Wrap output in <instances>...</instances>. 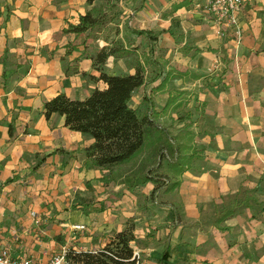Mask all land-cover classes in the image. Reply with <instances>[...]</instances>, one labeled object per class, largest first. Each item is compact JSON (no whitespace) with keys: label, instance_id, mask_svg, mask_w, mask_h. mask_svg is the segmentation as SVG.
<instances>
[{"label":"crops","instance_id":"crops-1","mask_svg":"<svg viewBox=\"0 0 264 264\" xmlns=\"http://www.w3.org/2000/svg\"><path fill=\"white\" fill-rule=\"evenodd\" d=\"M210 1L120 0V37L126 48L140 47L136 57L142 60L150 42L131 30L151 31L154 62L185 72L153 94L161 111L168 90L181 92L177 102L189 116L173 134L183 128L194 134L188 153L196 151V157L178 177L169 206L159 209L169 210L173 225L172 205L181 207L186 225L200 232L181 239L175 228L171 247L190 243L197 247L191 258L199 253L218 264H264V0L247 1L236 23L217 20ZM101 4L0 0V251L8 248L16 258L47 262L64 248L97 250L134 216L132 247L146 252L143 264H159L167 243L152 251L151 215H135L124 184L104 182L108 170L87 164L83 149L92 138L66 126L64 116L44 114L45 102L60 93L85 99L106 88L96 80L92 57L111 43L92 37L98 29L65 32ZM130 59L112 56L107 64ZM144 92L136 91L134 108ZM188 174L189 184L181 179ZM153 189L147 183L126 192ZM244 201L241 213L214 225L218 213Z\"/></svg>","mask_w":264,"mask_h":264},{"label":"trees","instance_id":"trees-1","mask_svg":"<svg viewBox=\"0 0 264 264\" xmlns=\"http://www.w3.org/2000/svg\"><path fill=\"white\" fill-rule=\"evenodd\" d=\"M87 1L93 4L100 0ZM101 1L103 4L94 6L81 16L78 24L69 25L65 32L80 35L115 21L118 18L120 0ZM131 32L138 38L145 36L150 42L148 55L142 57L143 61L138 58L133 61V73H111L105 66L112 56L118 58L134 55L139 46L126 48L122 40L115 45L104 46L92 58L95 68L100 72L96 80H102L107 85L106 88H96L85 99H73L60 93L45 102L44 114L46 117L54 113L64 116L66 126L92 138L93 141L83 149V153L88 165L108 170V174L102 179L104 182L121 179L128 191L151 183L154 185L151 198L156 200L160 194L176 191L181 184L178 177L190 167L196 157V151L188 153L191 149L190 142L194 138L192 131L183 128L173 134L169 128L158 122L171 108L177 111L182 107V103L177 102L182 93L168 90L169 95L161 111L156 110L153 99L154 93L166 91L170 81L181 77L185 72L167 70L166 66L154 62L151 31L133 29ZM149 65L156 66L152 77L146 74ZM66 71H69L68 67ZM149 85L152 87L147 91ZM141 88L145 89L141 103L146 106L145 110L141 109V104L137 108L132 105L136 91ZM188 116L186 114L182 119ZM137 162L138 165L129 171L118 173L120 167ZM164 162L170 175L158 173L156 170L163 167ZM247 206L248 201H244L231 209L221 211L216 215L214 225L219 226L241 213ZM133 240V226H129L116 233L110 242L97 250L78 251L69 248L65 257L69 264H136ZM170 259V246L167 242L157 260L159 264H167Z\"/></svg>","mask_w":264,"mask_h":264},{"label":"rangeland","instance_id":"rangeland-1","mask_svg":"<svg viewBox=\"0 0 264 264\" xmlns=\"http://www.w3.org/2000/svg\"><path fill=\"white\" fill-rule=\"evenodd\" d=\"M119 21H120L119 18H117L115 21L112 22L113 24H109V25L107 24V26L105 25V29L104 27L98 28V31L94 32L92 34V37L99 36L101 39L106 40L112 45L117 44L118 43L117 41L122 40V38L120 37L121 28L119 26L120 25ZM136 55L139 56L138 53L134 52V55L130 56L131 57L130 60H123L122 62H118V61L110 62L109 64H106L105 69L111 72L113 71L115 73L116 72H129L130 69L132 68L133 61L136 60L137 58L140 59L139 57H136ZM153 73H154L153 65L147 66L146 74L149 77H152L154 75ZM156 96H157L156 102H159V100L161 99V96L159 95H156ZM138 99L139 98L137 97V95H135V98L133 99V105H137ZM141 109L145 110L146 106L141 104ZM185 114L186 112L184 111L182 107L181 109L177 111L176 110L169 111L167 114L163 115V117H161L158 120V122L162 126H165L171 129L170 130L171 133H176L178 129H176L174 125H179L182 122V117H184ZM138 162L136 164H130V165H125V166L120 167L118 170V173H124L126 171H129L133 167L137 166ZM156 170L158 173H168L169 175L171 174L165 162H164L163 167L158 168ZM181 179H183L185 183L189 184L190 175L189 174L185 175V177L181 176ZM120 184H121V179H119L118 181V185ZM122 189H125L124 192H125V195H127L129 207L130 209H132L131 211L134 212L135 215H137V213L138 215H141V213H147V214L149 213L151 215L152 220H150L151 223L148 226V228H150L151 230L148 233L149 238L151 237V240L147 243L149 248L152 251L156 252V250H153V249L160 248L164 244L165 241L169 243V246L171 248L170 249L171 260L168 264H218L216 258H211L208 256L203 257L199 253H197L199 257L191 258V255L194 254V249L197 247H194V249L190 248V246H192L190 243L183 242V243H179L174 248L171 247L170 244L172 240V235H174L175 228L179 229L178 233L181 236V239L185 237L186 232L189 234L193 233V231H195V233L197 234H199L200 232L199 230L200 227L198 226L193 227L192 225L191 226L186 225V222L184 221L185 214L181 207L172 205V212H173L174 219L176 221V222L174 221L173 225L170 224V220L167 218L168 217L167 212L169 210L159 209L161 207L169 206V204L171 203L170 198H173L172 193L169 194L170 197L166 196V194H160L156 200H153L151 198V194H148L150 192L146 193L143 190L142 192H139L138 194L130 193V192L127 193L126 192L127 189L125 188V186ZM155 209H157L158 212L155 211ZM158 214H160V217L158 216ZM134 219H135V216L132 219H130V227L131 226L134 227V222H133ZM142 254H146V252H142L141 255Z\"/></svg>","mask_w":264,"mask_h":264},{"label":"built area","instance_id":"built-area-1","mask_svg":"<svg viewBox=\"0 0 264 264\" xmlns=\"http://www.w3.org/2000/svg\"><path fill=\"white\" fill-rule=\"evenodd\" d=\"M249 0H211L209 10L214 14L217 20L228 19L232 23L237 22V16L242 11L245 3ZM76 229H83L84 226L77 225ZM67 248L61 253L52 256L47 262L35 261L28 257L16 258L12 255L11 250L6 248L0 251V264H68L66 260ZM136 264H142V255L139 250H134Z\"/></svg>","mask_w":264,"mask_h":264}]
</instances>
